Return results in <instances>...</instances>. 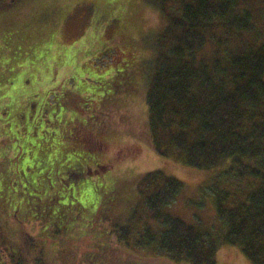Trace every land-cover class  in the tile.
I'll list each match as a JSON object with an SVG mask.
<instances>
[{
  "label": "rangeland",
  "instance_id": "obj_1",
  "mask_svg": "<svg viewBox=\"0 0 264 264\" xmlns=\"http://www.w3.org/2000/svg\"><path fill=\"white\" fill-rule=\"evenodd\" d=\"M191 1L0 0V186L4 187L10 169L16 171L29 163L39 168L25 172L22 179L32 174L30 178L40 176L42 181L24 183L23 195H38L39 189L50 188V193L66 197V202L56 201L57 205H66L76 196L75 210L60 206L53 215L61 216L59 223L68 222L71 215L69 224L75 227L69 241L78 242L69 253L76 247L73 252L81 255V264L101 260L102 264H173L166 254H154L155 245L149 252L134 244L146 228L151 234L159 230L155 210L148 208L146 198L158 191L165 177L178 180L180 188L163 210L198 230H213L220 240L214 264H253L238 246L225 242L226 230L217 219L215 193L235 192L231 185L235 181L231 183L220 170L224 164L212 170L190 166L185 153L171 144L167 130L153 131L148 119L146 96L152 65L147 59L155 61L158 50L169 47L171 24L183 19L182 8ZM235 9L250 16L251 31L243 32L233 44L216 22V38L209 39L198 57L212 60L220 49H242L254 35L264 33V0H241ZM125 49L130 51L122 57ZM193 130H197L195 125ZM194 131L188 135L190 140L198 137ZM95 145L99 150L93 149ZM58 151L64 160L49 165L47 160L52 157L54 162ZM78 160L107 168L86 175L82 184L75 179L68 185H55L64 179V167ZM156 171L162 174L157 177L160 181L150 177ZM11 183L18 193V180ZM111 183L117 184L115 196L104 190ZM108 194L101 220L97 218L92 225L90 204ZM16 200V194L9 199L11 208ZM74 202L72 198L71 205ZM52 203L48 201L47 207ZM34 211L40 221L37 215H28L20 227L28 238L41 233L51 214L39 207ZM6 221L0 223L1 264H34L23 248L25 237L16 231L14 216ZM79 225H84L85 232ZM88 226L95 227L90 231ZM49 237L57 238L52 233ZM96 241L104 252L97 262L84 256ZM143 241L147 244L149 238Z\"/></svg>",
  "mask_w": 264,
  "mask_h": 264
},
{
  "label": "trees",
  "instance_id": "obj_2",
  "mask_svg": "<svg viewBox=\"0 0 264 264\" xmlns=\"http://www.w3.org/2000/svg\"><path fill=\"white\" fill-rule=\"evenodd\" d=\"M239 1L193 0L184 5L183 19L171 24L172 42L169 47L161 52L158 50L155 61L147 59L146 63L152 65V75L148 83L146 105L152 130L157 133L167 130L171 144L185 153L190 166L212 170L224 164L220 169L224 177L231 183L235 181V185L231 184L235 190L232 195L225 189L215 193L217 219L226 230L224 240L227 244L238 246L253 264H264V33L254 35L253 41L242 49H220L212 60L198 57V51L204 50L209 39L212 36L216 38L213 32L216 22L222 32H227L224 35L229 40L231 38L233 44L241 39L243 32L251 31L250 16L245 12L237 13L235 9ZM155 41L157 43L159 39ZM128 51L125 49L122 57L128 56ZM192 122L197 128L196 132L190 125ZM191 127L192 131H189ZM193 131L198 137L190 140L188 135ZM76 148L83 150L84 145H77ZM89 148L86 147L87 150ZM93 149L99 150L96 145ZM61 156L62 152L58 151L54 162L51 157L47 163L53 166L64 160L63 157L60 159ZM18 160L16 158L15 161ZM69 163L71 166L77 164L75 161ZM23 167L16 171L15 167L10 169L4 179V187L0 186V223L14 216L16 231L25 237L23 248L29 257L35 259L34 264H81V255H75L76 247L73 250L75 253L71 252L72 256L69 253L71 245L78 242L77 239L69 241L75 227V224H72L73 227L69 224L71 215H63L62 218L67 217L68 222L62 223L58 222L61 216L57 219L53 215L54 208L60 206L75 210V203L79 199L72 197L74 204L71 205L70 198L65 205L66 197L55 191L50 193V188L39 189L38 195H23L24 183L32 185L37 183L36 180L39 183L42 181L40 176L30 178L32 174H25L24 179L21 176L29 170L35 172L39 166L25 163ZM100 168L106 169L107 166L100 163L92 175ZM161 175L156 171L150 177L160 181L157 177ZM75 179L72 177V182ZM164 179L166 181H160L158 191L146 198L148 208L155 210L153 214L159 230L151 234V229L146 228L134 243L135 247L153 252L152 246L155 245L159 252L155 251L154 254H166L173 264H214L220 240L213 230H198L163 210V205L180 188L178 180L170 177ZM15 180L20 185L18 193L11 187V182ZM84 180L85 176L76 179L78 183L81 181L79 184ZM116 185L111 183V186L105 187V192L115 196ZM15 194L17 202L11 208L9 199ZM110 194L99 200L95 198L94 203L90 204L93 207L92 225L97 218L101 220L103 202ZM52 200L55 203L47 207V202ZM228 200L231 205L226 204ZM35 201L39 204L36 205ZM56 201L65 202L57 205ZM82 205L84 208L86 204ZM38 207L51 214L47 216L41 233L38 231L34 237L28 238L29 235L20 227L25 224L28 215H37L36 221H40L41 217L34 211ZM78 211L80 214L82 210ZM83 226L79 225L78 229L82 227L84 231ZM94 227L90 226V231ZM50 233L57 238H50ZM145 237L149 238L147 244L143 241ZM99 244L100 241H96L95 247L91 244L84 256L100 261L104 252L100 251ZM97 264H102V260Z\"/></svg>",
  "mask_w": 264,
  "mask_h": 264
},
{
  "label": "flooded vegetation",
  "instance_id": "obj_3",
  "mask_svg": "<svg viewBox=\"0 0 264 264\" xmlns=\"http://www.w3.org/2000/svg\"><path fill=\"white\" fill-rule=\"evenodd\" d=\"M81 140V138H78L77 141ZM71 162V161H70ZM77 162L76 166H71V164H69V169L65 166L63 171V175L62 177L64 179H58L56 180L58 183L61 182H65V185H68L70 182H72L71 178L74 177L76 179H80L82 176H85L87 174H93V171H95L97 169V166L99 165V163L92 161L89 164L88 163H84L83 161H75ZM67 168V169H65ZM66 182H68V184H66Z\"/></svg>",
  "mask_w": 264,
  "mask_h": 264
},
{
  "label": "crops",
  "instance_id": "obj_4",
  "mask_svg": "<svg viewBox=\"0 0 264 264\" xmlns=\"http://www.w3.org/2000/svg\"><path fill=\"white\" fill-rule=\"evenodd\" d=\"M1 39H3V38H1Z\"/></svg>",
  "mask_w": 264,
  "mask_h": 264
}]
</instances>
